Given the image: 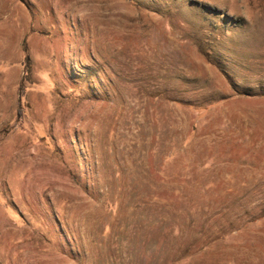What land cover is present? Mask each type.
I'll return each instance as SVG.
<instances>
[{"label":"rangeland","instance_id":"1","mask_svg":"<svg viewBox=\"0 0 264 264\" xmlns=\"http://www.w3.org/2000/svg\"><path fill=\"white\" fill-rule=\"evenodd\" d=\"M0 264H264V0H0Z\"/></svg>","mask_w":264,"mask_h":264}]
</instances>
